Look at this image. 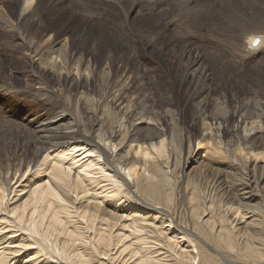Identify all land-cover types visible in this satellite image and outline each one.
<instances>
[{"label":"bare ground","instance_id":"1","mask_svg":"<svg viewBox=\"0 0 264 264\" xmlns=\"http://www.w3.org/2000/svg\"><path fill=\"white\" fill-rule=\"evenodd\" d=\"M12 1L17 8L15 20L10 14ZM40 1L0 0V23L13 24L10 33H15L11 35L9 44L23 46L43 62L44 57L48 58L46 55L54 57L55 53L63 63L60 66L52 58L51 67L48 66L51 64L49 60L46 62L48 65L44 63L42 66L41 62L39 69L36 67L34 91L40 95L39 99L44 96L50 98L41 99V110L37 108L32 112L14 114L16 119H11L19 131L28 135V151L19 163L20 180L11 182L12 170L0 172V211L12 208L9 202L14 196L10 197V194L17 195L28 186L26 184L19 190L27 181L24 178L29 169L32 168L35 180L39 171L50 167L51 178L31 191L24 203L16 208L20 207V210L12 211L18 220V228L26 231L28 239H34L45 254L57 260L56 264H93L90 255L78 251L75 246L81 237L86 239L82 233L89 231H92L94 251L107 255L117 244L114 242V226L124 217L118 208L106 209L101 204L86 207L77 212L85 222L84 229L68 227L67 196L71 192L75 196L85 193L89 186L81 173H73V163L66 164L73 152H80L81 159L88 157L89 163L96 166L105 180L112 182L120 198L125 197L131 204L138 202L142 211L147 210L144 213L151 215L149 221L154 223L158 219L162 224L174 223L179 233H184L192 244L191 248H181L178 237H170L161 230L162 235L165 233L164 237L168 238L169 249L178 256L176 263L264 264V110L261 111L260 105L245 98L235 108H228L229 101L220 99L219 95H210L206 84L210 71L200 52L183 49L179 53L174 46L162 48L164 60L175 62L173 81L180 90L183 88L181 100L189 106L187 127L193 136H187L183 143L176 121L172 123L175 112L169 106L157 110L145 93L147 78L128 67L130 60H134V54L129 53L126 61L122 54H117L119 65L112 77L111 69L108 71L106 66L114 60L109 54L111 49L103 52L105 55L100 63H96V59L92 61L93 57L90 59L98 47H91L89 57L85 59L84 54L74 47V39L70 41L68 36H55L53 32H47L48 29H43L45 21L42 14L46 9L45 6L38 7ZM51 1L54 3H49L50 6L57 4L55 2L62 4L65 0ZM214 1L141 0L129 7L126 17L140 3L142 8L132 18L155 16L158 17L157 22H163L164 30L173 28L172 31H176L183 28L188 19L193 21L209 11L218 14L221 6L216 9L215 5L223 3L227 7L228 1ZM83 9L86 8L82 6L81 11ZM85 13L89 22L92 21L87 14L91 12ZM14 27L28 33L30 41L25 45L18 41L21 31L18 33ZM246 31L243 30L238 39L245 44L246 60L251 63L263 48L264 40H259L260 46L249 51L253 40L246 44V38L253 34L264 35V30L247 35ZM37 34L41 36L39 44L34 41ZM25 37L22 40L25 41ZM179 43L171 45L179 46ZM144 49L146 51V47ZM95 80H100L112 90L105 93L103 99L88 103L85 89L92 87ZM63 85L76 91V103H81L82 113L77 111L79 107L75 109L66 102L52 101L54 93H64L62 89L58 90ZM47 104L57 108V112L44 113ZM6 112L12 117L9 111ZM168 123L172 125L170 133L167 132ZM230 129L235 134L227 138ZM196 144L205 148L202 151L204 155L198 157L201 152L194 154ZM86 166L91 167L88 163ZM85 171L90 173L91 169ZM101 217L106 224L102 230L96 227ZM147 221L139 219L141 229H135L142 231L144 226L141 224ZM61 236L65 238L63 241ZM125 251H129L131 257L138 254L134 248L125 246L119 255ZM139 254L138 264H163L149 253ZM3 255L1 253L0 261Z\"/></svg>","mask_w":264,"mask_h":264},{"label":"rangeland","instance_id":"2","mask_svg":"<svg viewBox=\"0 0 264 264\" xmlns=\"http://www.w3.org/2000/svg\"><path fill=\"white\" fill-rule=\"evenodd\" d=\"M137 1L140 2L141 0H65L62 4L60 3L61 6H58L60 5L59 2H55L58 5L53 4L50 6L49 3L52 4L54 1L41 0L38 7L41 9V7L45 6L44 9L47 12V14L44 12L45 15L41 13L45 21L43 29H48L47 32H53L55 36H68L70 41L71 38L74 39V47L76 46L77 51L80 50L79 53L84 54L85 59L89 57L91 47L94 49L98 47L99 49H96L95 52L96 55L90 56V59L93 57L92 61L96 59V63H100L107 50L111 49L109 54L114 60L112 63L111 61L106 63V66L108 71L111 69L112 77L116 74L115 72L119 65V62L116 61L117 54H122L125 61L130 54H134V60H130L129 64H127L128 67L147 78L145 93L150 102L155 104L157 110H160L159 108L162 106H165V108L169 106L175 112L172 123L176 121L175 125L178 126V133L183 138V143L186 142L187 136L192 135V131L187 127L189 106H185L181 100L183 88L180 90L178 84L173 81L175 62L164 60L161 54L162 48L169 49L174 46L179 53L183 49H192L200 52L205 57L208 71H210L209 78L206 81L207 86L210 88V95H219V97L221 96L220 99L229 101L228 104L230 105H227L228 108H235L246 98V100L249 99L248 101L251 102L254 100L253 102L260 105L261 111L264 110V45L261 49L263 53L259 51V55L255 58L256 60L254 59L249 63L246 60L248 55L245 44L243 45L238 39L243 30H247L246 35L256 30V32L264 30L262 29L264 28V0H225L229 2L226 3L227 7L223 3L214 6L216 9L221 6L218 14L209 11L207 14L197 16L198 19H193V21L188 19L185 26L176 31H172L173 28L164 30L163 22L159 20L157 22L158 17L155 18V16H153L154 18H144L145 16L143 15L137 16L135 17L138 18L137 20L132 18V15L142 8L140 3L126 17L127 13H129V7ZM76 5L81 6L80 9ZM9 6L10 14L12 15L11 19L15 20L16 4L12 1ZM82 6L86 9L81 11ZM85 12H91L87 13L92 19L91 23ZM4 24L0 23V172L5 173L12 170L13 179L11 182L15 183L17 179L20 180L21 178V171L18 170V167L19 163L21 164L26 157L29 137L23 131H19L16 127L17 125L11 119H16L14 114L32 112L37 108L41 110L42 107L39 104L41 99L45 101L46 98H50L44 96V98L39 99L40 95L34 91L37 83L35 74L40 67L39 64L42 62V66L44 63V65H48L46 62L49 60L51 64L48 66L51 67L53 62L50 59L52 58L60 66L63 63L62 59L59 57L57 59L55 53L54 57L52 54L51 56L46 55L48 58L45 59L44 57L45 62H43L39 56L31 54V51H28L23 46L14 47L10 45V37L15 34L10 33V28L12 29L13 24ZM13 30L17 29L14 27ZM20 31L21 33H19ZM18 33V39L21 36L18 41L23 45L30 41L29 34L24 30H19ZM24 37L25 41L22 40ZM34 37L35 44H39L41 40L40 34ZM178 41H180L179 46L171 45L178 43ZM185 41L188 43L185 44ZM95 43L100 45L97 44L95 47L93 46L96 45ZM104 51L105 53H103ZM31 59L33 60L32 62ZM95 79L97 80L98 77L95 76ZM96 80L92 87L85 89V96L88 95V98L86 97L88 103L103 99L106 96L105 93L108 94L112 90L107 85L100 83V80ZM65 88V85L59 87L58 90L62 89L64 93L57 91L56 94H53L52 101L60 104L66 102V104L68 103L75 109L79 107L77 111L82 113L81 103H76V91ZM35 94H37V97ZM47 105L48 108L43 110L44 113L45 111L49 114L57 112V108ZM5 110L9 111L12 117L7 112L5 113ZM170 125L168 123V133L171 131L172 125ZM234 134L235 132L230 129L226 136L231 138ZM194 148V154L201 152L198 157L204 155V152H202L205 149L204 147H198L196 144ZM81 156L80 152H73L72 156L66 160V164L73 163V173L75 171L81 173L85 178L84 180H86L85 182L89 185L85 193L75 196L71 192L67 196L68 212L70 213L69 218H66L69 222L68 227L81 228L83 230L85 222L77 212L86 209V207H93L96 204H101L106 209L118 208L119 212L124 214V217L114 226V242L117 244L110 248L107 255L94 251L93 248L95 246L91 243L92 231L81 232L83 236L87 237L86 239L81 237V240L76 241L75 246L78 251L88 253L93 264H138V259L140 260L139 253H149L161 260L163 264H178L176 263L178 256L169 249L168 238L164 237V235L166 233L170 237H178V240L181 241V248H191L192 244L184 233H179V228L174 223L170 225L164 222L162 224L158 219L154 223L149 221L151 220V215L144 213L147 210L142 211V206L138 202L131 204L125 197L120 198L115 192L112 182L105 180L102 173L96 169V166L89 163L88 157L81 159ZM101 161L103 162V159ZM87 163L91 167L86 166ZM46 168L36 174L38 177L35 180L31 173L32 168L29 169L25 173L28 175L24 179H27V181L30 178L33 179L30 182L24 181L23 186L19 190H22L26 184L28 186L18 192L17 195H14V193L10 194V197L14 196L13 200L9 202V206L12 208L8 211H0V255L1 253L4 254L0 264H49L51 262L56 264L57 262V260L45 254L34 239H28L27 232L18 228V220L12 215V211L20 210V207L16 208L24 203L36 186L45 183L51 178L50 167ZM85 169H91V172L89 173ZM63 216L65 218V215ZM144 218L150 223L148 221L142 222L143 224L141 225L144 226L142 231L136 230V227L141 229L138 225V220ZM105 226L104 219L102 217L99 218L96 227L102 230L105 229ZM161 230L165 232L163 235ZM61 238L62 241L65 239L63 236ZM144 239H146L145 242ZM22 243L24 244L20 245ZM125 246H130V249L134 248L138 254L131 257L129 251H125L119 255Z\"/></svg>","mask_w":264,"mask_h":264},{"label":"clouds","instance_id":"3","mask_svg":"<svg viewBox=\"0 0 264 264\" xmlns=\"http://www.w3.org/2000/svg\"><path fill=\"white\" fill-rule=\"evenodd\" d=\"M252 40H264V35L262 34H253V35H249L247 38H246V44L249 43L250 41ZM255 48H250L249 47V51H254Z\"/></svg>","mask_w":264,"mask_h":264},{"label":"snow or ice","instance_id":"4","mask_svg":"<svg viewBox=\"0 0 264 264\" xmlns=\"http://www.w3.org/2000/svg\"><path fill=\"white\" fill-rule=\"evenodd\" d=\"M259 46H260V41L259 40H253L250 43V45H249L250 48H257ZM12 215L15 216V213H13Z\"/></svg>","mask_w":264,"mask_h":264}]
</instances>
